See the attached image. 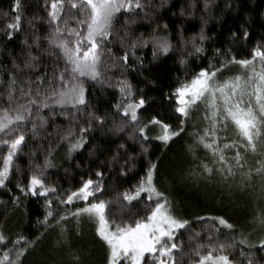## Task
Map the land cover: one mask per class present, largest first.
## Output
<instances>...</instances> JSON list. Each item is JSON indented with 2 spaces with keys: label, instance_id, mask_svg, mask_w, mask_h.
<instances>
[{
  "label": "snow or ice",
  "instance_id": "obj_1",
  "mask_svg": "<svg viewBox=\"0 0 264 264\" xmlns=\"http://www.w3.org/2000/svg\"><path fill=\"white\" fill-rule=\"evenodd\" d=\"M212 2L204 0L206 11ZM166 4L167 0H160L159 4L155 0H43L47 33L40 34V24L34 22L39 18L34 17L27 21L30 32L21 41L18 52L0 49V56L7 58L0 60V98L7 100L6 105H0V149L6 148L0 151V189L11 194L9 201L0 203L19 206L21 195L43 197L45 214L39 223L46 231L61 227V234L66 231L62 226L69 218L78 221L87 215L94 219L95 235L106 245L105 264H179L174 255V250L180 248L177 234L190 222L174 214L171 201L157 186V162H149L137 182L117 198L129 211L133 202L142 204L143 215L134 213L135 218L128 221L110 219L111 202L100 197L106 191V176L118 169L124 177L133 170L134 165H130L135 156L129 153L135 151L137 144L141 153H148L145 144L152 139L148 134L150 129L158 127L155 140L168 145L186 132V122L200 104L205 109L204 126H194L197 130L192 132V143L187 146L200 175L207 178L218 175L227 181L239 174L245 186L256 178L264 186V35L252 46L248 58L238 59L230 48H216L208 67L199 68L190 79L178 81L167 95L178 114V127L155 115L149 118L140 115L146 110L148 100L129 75L148 71L144 60L137 55L140 49L151 46L153 60L166 58L173 50L169 36L158 32L161 25L156 12ZM226 7L231 8V4ZM25 10V0H11L10 13H0L8 18L0 27V37L6 42L23 31ZM69 19L74 21V26H69ZM144 22L152 29L150 34L137 35L135 29ZM163 29L166 32L167 23ZM230 36L233 42L247 41L251 36L248 21L244 20L240 29L232 31ZM206 39L203 30L199 44L195 38L186 41L181 36L182 44H191L192 50L185 55L205 54ZM180 63L185 64V59ZM232 66H239L241 73L221 79ZM110 70L115 72L107 76ZM88 82L107 84L118 90L115 103L108 102L111 113L101 115L98 110H92ZM142 82L150 83L147 77ZM56 116L66 118L67 126L56 125ZM53 125L55 141L54 133L47 130ZM230 127L235 139L221 136ZM28 139L34 141L30 155H43V164L34 163L25 177L26 182L17 183L16 192H12L8 185L14 172L19 171L16 160ZM93 140L99 142L93 145ZM222 140L225 142L221 144ZM60 147L66 149L69 159L91 148L90 155L99 161L86 179L81 178L79 187L63 194H58L57 186L49 185L44 179L45 171L55 166L54 152ZM200 147L211 155L201 159L197 155ZM227 152L234 154L227 155ZM249 155L253 163H249ZM53 194H56L55 200L49 198ZM77 204L83 206L65 215L57 211ZM209 219L230 230L228 240L221 242L210 232L207 243L192 249V264H261L264 255L257 257L255 253L264 254V236L257 237L255 242L250 233L240 232L236 237L235 225L228 219L223 216ZM256 219L264 227V213ZM36 243L22 234L13 237L0 230V264H23ZM72 264H80V257L73 255Z\"/></svg>",
  "mask_w": 264,
  "mask_h": 264
},
{
  "label": "trees",
  "instance_id": "obj_2",
  "mask_svg": "<svg viewBox=\"0 0 264 264\" xmlns=\"http://www.w3.org/2000/svg\"><path fill=\"white\" fill-rule=\"evenodd\" d=\"M26 10L24 12L23 19V31L18 33L11 42H6L3 37H0V49L5 52L11 49H15L17 52L20 50L21 41L25 36L29 35L30 26L28 20L34 17H38L39 20H34L35 23H39L40 27L38 31L41 35L47 33L46 24V12L43 10V0H25ZM156 4L160 3V0H155ZM227 4H231V8L226 7ZM11 0H0V13H10ZM192 5H195L194 7ZM182 9L184 14L182 15ZM191 12V15L188 13ZM156 16L159 19L161 27L158 29L159 34L168 35L172 44L173 50L164 56L158 57L153 60L151 53V46L140 49L137 55L141 56L144 60L145 66L148 71L143 72L141 75L132 72L129 75V79L134 85H137L139 89H143L145 98L148 100L146 110H142L140 115L143 118H149L151 116H158L160 119L169 123L173 127L179 126L178 114L174 112V105L169 103L167 95L171 93L178 84V81H183L185 78L190 79L191 76L199 70L201 67H208L216 48L231 49V54L235 55L238 59L248 58L250 56V50L252 46L264 35V0H214L211 3L210 10H205L204 0H167V4L163 8H159L156 12ZM6 17L0 15V27H3L7 22ZM244 20L248 21L249 31L251 33L250 38L247 41L241 40L233 42L230 36L232 31H238ZM123 17H121V23ZM168 24V29H163V24ZM69 26H74V21L68 20ZM117 28H120L118 23ZM155 22L152 23V27H155ZM151 28L147 22L140 24L135 29L136 34L141 32L147 36L151 32ZM203 30L207 39L203 42L205 48V54L196 56L185 55L186 52L191 51V44L184 45L181 43V36L184 40L189 41L195 38L196 43L199 44V34ZM7 43V48H5ZM185 59L186 63L181 64L180 60ZM6 56H0V60L6 61ZM49 70H51L52 60L49 59ZM60 67H63V62H59ZM115 70H110L106 73L107 76H112ZM150 81V83H143L144 78ZM4 79H7L5 76ZM88 88V99L92 110H98L99 114L111 113L109 101L115 103L119 98L118 90L110 88L105 85L95 84L88 82L86 84ZM6 97L0 98V105H6ZM47 114V111H45ZM56 125L67 126L68 121L61 116L55 117ZM203 124V123H202ZM194 126H198L194 123L187 121L185 127L186 132L180 137L175 138L168 145H164L161 142L151 139L150 142L145 144L148 148V153H141L139 145L135 147V151H130V155L135 156V160L130 167L133 170L128 173L127 176L121 177L119 170H115L111 175L105 177L106 191L101 199L110 201V219L119 221L132 220L135 217L134 213L139 212L143 215L142 204L133 202L131 210L123 208L117 198L128 189L131 185L135 184L140 175H143V170L147 168L149 162H157L158 174H157V186L161 191H164L171 201L174 209V214L186 219L190 222L189 226L180 230L177 234L176 242L180 245V248L174 250V255L179 264H192V249L197 244L207 243L209 239V233H212L213 238L219 237L221 242L228 240L230 230L219 226L215 221L209 219L211 217H220L228 219L235 225L236 237H239V229L242 225L236 222L234 219L228 216L226 209H224L221 199L216 197H205L203 191L199 186L203 181L200 177L198 180L192 178L193 167L196 166L194 157L188 152L187 146L192 143V132ZM204 126V125H203ZM202 126V127H203ZM200 127V125H199ZM49 132L54 133L52 139L55 141L56 127H48ZM126 131H131L127 129ZM100 134L97 133V136ZM98 140H93V145L98 143ZM47 143V140L44 141ZM129 143H133L129 141ZM34 141L28 139L27 145L23 148V152L18 156L16 164L19 168L18 172H14L11 177V183L8 185L12 189V192H16L15 185L20 182H26L25 177L30 174L34 163L43 164V155L37 154L36 157H32L30 153L33 151ZM183 150V151H181ZM0 151H6L0 149ZM91 148L83 150L78 154H73L74 159H69L66 149L60 147L54 152L55 159L52 168L45 171L44 179L49 185H55L58 188V194H63L66 190H75L79 187L81 178H87L91 174L90 170L94 171L95 166L99 161L96 160L95 155H90ZM182 154V155H181ZM197 155L203 159L204 154L202 147L197 149ZM181 158L184 156V160H189L187 167V175L181 176L179 179L187 183L188 187H193L197 183L195 195L188 194L183 187L177 191L176 185L173 184L170 178V174L174 173V176H178L179 169H174L172 166L176 165L181 167ZM123 163V161L121 162ZM168 169H166V165ZM193 168V169H192ZM192 169V170H191ZM186 170V168H185ZM106 172H110L111 169H105ZM179 177V176H178ZM178 179V180H179ZM200 184V185H199ZM175 185V186H174ZM199 185V186H198ZM191 186V187H190ZM198 186V187H197ZM188 189V188H187ZM190 192L192 190L188 189ZM241 191V189H240ZM240 193V192H239ZM19 195V193H17ZM241 194V193H240ZM10 193L5 194L3 189H0V201H9ZM186 195L188 200V206L190 210L185 209L183 205V196ZM49 198L55 200L56 194H53ZM22 203L19 206H14L11 203L7 205L0 203V230H3L6 235L16 236L22 234L27 237L29 241H36L34 250L30 251L26 258L23 260V264H35L34 253L38 251L39 243L55 228H49L47 231L41 226V221L45 214L44 198H33L31 196H20ZM126 203V202H125ZM75 207H81V204L68 205L63 208H57L60 215H65L70 211H74ZM203 217L204 219H200ZM58 218V217H57ZM219 229V231H215ZM198 234V235H197ZM93 241L102 250L103 258L99 264H105V251L106 246L96 235L93 236ZM11 247V245H9ZM38 255V254H37ZM36 255V256H37ZM255 255L260 257L264 254L256 252ZM46 261H39L36 264H45ZM264 264V260L261 261Z\"/></svg>",
  "mask_w": 264,
  "mask_h": 264
},
{
  "label": "rangeland",
  "instance_id": "obj_3",
  "mask_svg": "<svg viewBox=\"0 0 264 264\" xmlns=\"http://www.w3.org/2000/svg\"><path fill=\"white\" fill-rule=\"evenodd\" d=\"M241 69L239 66H232L226 70L222 75L221 79L227 78L228 76H233L240 74ZM204 105L200 104L198 108L192 110L190 118L188 121L202 127L204 124L202 117L204 115ZM187 123V122H186ZM149 136L152 139H155V136L159 134V128H152L149 130ZM221 136L228 137L230 139H235V132L230 127L226 132H222ZM225 141H220L222 144ZM204 157L210 156L211 153L203 149ZM183 151V150H181ZM227 155H233V152H227ZM182 155V154H181ZM181 158V156H180ZM184 160V156L180 159L181 167L173 165L174 169H179L178 176H174L177 171L170 174L171 181L174 186L177 188V191L181 188H185L188 194H193L195 187L189 188L187 183H184L183 180L179 179L181 176L187 175V165L189 160ZM251 155H249V163H253ZM166 165V169H168ZM186 168V170H185ZM194 168V170H192ZM191 170L192 178L198 180V177L203 181L198 186L200 190L198 193H205V197L211 198L218 197L221 199V203L226 209V213L229 217L234 219L238 224L240 223L242 227L239 229L240 232H246L251 234V239L253 242L256 241L257 237L264 236V227H262L257 222V217L264 213V186L261 185L260 179H254L250 185L245 186L241 184V177L239 174L234 179H229L224 181L220 176L216 175L211 178L201 176L199 169L195 166ZM179 179V180H178ZM197 186V187H198ZM192 190L190 192L188 189ZM241 189V191H240ZM241 194H240V193ZM210 195V196H209ZM189 198L186 195L183 196V205L185 209L190 210L188 206ZM83 204H81V207ZM66 231L61 234V227H55V230H52L40 243L38 246V251L34 253L35 264L40 260L46 261L45 264H72L73 255L80 257V264H99L103 258L102 250L93 241V236L95 235V220L89 218L87 215H84L79 218V220L69 218L67 224L62 226ZM236 228V227H235ZM97 237V236H96ZM61 242L64 243V246H61ZM106 246V245H105ZM72 253L73 255H70ZM38 254V255H37ZM106 254V251H105ZM37 255V256H36ZM106 256V255H105Z\"/></svg>",
  "mask_w": 264,
  "mask_h": 264
}]
</instances>
